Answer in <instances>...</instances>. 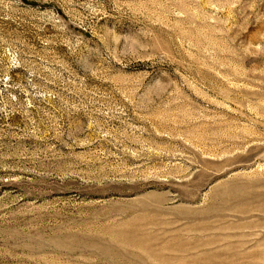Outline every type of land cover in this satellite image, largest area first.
Instances as JSON below:
<instances>
[{
    "label": "rangeland",
    "instance_id": "rangeland-1",
    "mask_svg": "<svg viewBox=\"0 0 264 264\" xmlns=\"http://www.w3.org/2000/svg\"><path fill=\"white\" fill-rule=\"evenodd\" d=\"M0 264H264V0H0Z\"/></svg>",
    "mask_w": 264,
    "mask_h": 264
}]
</instances>
